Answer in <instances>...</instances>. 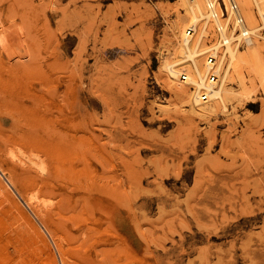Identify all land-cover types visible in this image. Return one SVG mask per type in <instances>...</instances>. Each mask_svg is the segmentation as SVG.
<instances>
[{
  "label": "rangeland",
  "instance_id": "374dc122",
  "mask_svg": "<svg viewBox=\"0 0 264 264\" xmlns=\"http://www.w3.org/2000/svg\"><path fill=\"white\" fill-rule=\"evenodd\" d=\"M181 3L0 0V180L44 234L19 240L0 192L8 264H63L22 192L47 193L59 219L62 204L70 264H264V88L184 120L164 83ZM69 75L87 140L76 159L62 149Z\"/></svg>",
  "mask_w": 264,
  "mask_h": 264
},
{
  "label": "bare ground",
  "instance_id": "6f19581e",
  "mask_svg": "<svg viewBox=\"0 0 264 264\" xmlns=\"http://www.w3.org/2000/svg\"><path fill=\"white\" fill-rule=\"evenodd\" d=\"M213 2L216 3V2H218V0H182V3H181L182 4V10H184L185 13L183 15H181L180 12H178L177 18L173 22L172 26L170 27V30L168 28L169 36H170L169 39L172 40L171 45L174 46L176 39L179 37L178 42H179L180 46L175 45L172 48L173 50H177V52H178L177 56L179 57V59L172 60V59L168 58L169 60H167L165 62L164 66L166 69V76L167 77H166L164 83L167 87L166 88L167 91L169 93H171L172 101L174 102V104L178 108V110H179V108L181 109L184 106H190L188 111L186 109L182 110V111H184V110L187 111V112H184L182 115H183L184 120H186L189 124H193V120H194V117L196 115L205 116L208 114H210V115L211 114L213 115L214 113L216 114V113L220 112L222 109L226 110L227 103L229 100L232 101V99H234V98L239 99L242 97L244 99V97L251 96L256 90H258L259 87L264 88V0H235V2L240 7V10H239L240 16L239 17H243V19L246 23L247 29L251 33L250 37L245 39V45L243 48L240 47V44H237V45L234 44L235 37L236 36L240 37L241 35H237L235 33L236 27H237V22H236V19L233 17L232 14L230 15V18H228V20H222L219 17V15L215 21L206 20V19H208L209 14L213 13V8L209 7V4H211ZM216 11L218 12V10H216ZM214 23L218 27L220 37L224 38V40L226 42V46H224V47L221 46V48H219V47L215 46L214 48H212L213 45L212 46L209 45V40H208L209 38L207 36L209 34H211L212 36L215 35ZM231 23L233 25V28L230 31V28L228 25ZM188 29L193 30L192 35H190V34L187 35ZM9 34L11 35V33L9 32L7 37H6L8 39V41H9V38H11V37H9ZM254 35H255V39H254ZM260 39H263V42H260ZM168 44H170V41ZM7 49H8V46H7ZM211 49L215 50V51H213L214 55H216V54L219 55L220 52L222 54L221 60H219L220 63H219L218 69H217L219 79L217 82H215L213 84V87L209 91L210 100L202 103V102H200V99H199L200 98L199 93H200V88L206 87L205 75H206L207 70L204 67V63H205L207 52L211 51ZM10 50H12L11 52L15 51L14 49H10ZM10 50H8V53H11ZM170 50L171 49H169V51ZM18 53H20V52H18ZM172 54H174V53L172 52ZM11 55H12V53H11ZM11 55H9L10 57H8V58H10L9 60H11ZM14 55H15V52H14ZM0 56H2V55H0ZM20 56H22V55L20 54ZM1 59H2V57H1ZM9 60L7 59V61H9ZM17 60H18V58H17ZM68 63H67V65H68ZM21 64H23V63H21ZM18 65H20V64H18ZM82 65H80V68ZM13 66L17 67V65H15V63ZM20 66H22V65H20ZM72 68H73L72 70H74V67H72ZM77 70H78V67H77ZM82 70H83V68H82ZM82 70L80 72H82ZM71 72H73V71H71ZM78 73H79V71H78ZM75 74L77 76V72ZM183 74L186 75V79H187L186 84L182 83L181 81H178L179 80L178 78H180L181 75H183ZM79 75H81V74H78V77H79ZM70 76L71 75H69L68 80H66L65 91H64L65 95L63 94V96H64L63 99L65 100V104L63 103L64 109H63V113H62L63 114V116H62L63 117V119H62L63 120L62 121L63 122V124H62L63 125L62 149H63V153H64L66 158L76 159V158H80V157L84 156L83 150L86 146L87 140L80 133L81 132V114H80V110L78 107V103L80 101H79V97H78V92H77L76 88H74L75 86L72 85L73 82H71L70 79H72V78H70ZM74 76H73L72 81L75 79ZM81 77L82 76H80V78ZM80 78H79V81L82 80ZM235 79H237V83H238V89L237 90L232 89L230 86ZM74 83H76V82H74ZM77 84L78 83H76V85ZM192 87H194L195 89L193 90ZM118 139H117V141H118ZM43 140L51 143L49 140H46V139H43ZM121 140H123L122 137H121ZM121 140H119V141H121ZM53 144H55V143H53ZM115 154H114V156H115ZM119 156H120V154H119ZM121 159H123V158H121ZM2 174H4V173L2 172ZM9 184L12 187H14V185H16V182H14L12 179L11 182L9 181ZM2 191L4 193V194H2L3 196L5 194H7L6 198L4 200H6L8 198L7 196H10L13 198V200H11V201L9 200L11 202L10 203L11 206H10V208H8L6 210V215L10 218H13L14 221L19 223L17 226H15L16 227L15 233L17 234V237H21L18 239L21 240L23 237V239H25L26 241L30 240L31 238H33L35 240L36 239L35 234L39 237L41 235H42V237H44V234L40 235V232H39L40 227H39V229L35 230V228H34L35 225L33 226L32 222L30 220V217L27 216L28 214L26 215L23 212L24 208L22 207V204L18 200H15L16 197H13L14 194L12 196L9 189L6 187L5 183L1 182V180H0V192L2 193ZM21 195L29 203L28 206L33 209V212L35 213L37 218H39L43 222V224L47 227V229L50 231V234L53 237L54 241L56 242L58 249L61 253V260H63L61 262H63V264H70L68 259L65 258L64 255L62 256V250H63L62 249V204L57 206L56 209H54V211H57V209H58L57 213L59 215H61V219H59L56 216H54L53 213H51V210L46 208L48 206V203L50 200V196L47 193L41 192V193L29 194L26 192H22ZM7 201H8V199H7ZM9 201H8V203H9ZM18 203H20L21 206ZM122 206H123V204H122ZM2 210H3V208H2ZM0 217H2V216H0ZM5 220H7V219H5ZM10 221H12V220H10ZM2 222H3V220L0 219V225H2ZM8 223H9V221H8ZM10 224H13V223H10ZM10 224H8V226ZM10 227H11V225H10ZM3 228H5V227H3ZM37 230H39L38 231L39 233H37ZM9 231L10 230L6 231V233ZM9 234H10V232H9ZM19 240H18V243H19ZM46 241L47 240H45V242ZM47 242H49V240ZM8 243H9V240H8ZM21 243H23V242H21ZM38 245H39V243H38ZM9 246H10V244H9ZM45 247L46 246H44L42 248L45 249ZM51 248H52V246H51ZM21 249H23L22 246H21ZM105 249H104V251H105ZM47 250H49L48 246H47ZM3 251L4 250H2L0 248V264H8L9 260H10L9 256L7 257L6 255H4ZM50 252H51V250H49V253ZM102 252L103 251H101L100 254H102ZM47 255H49V254H47ZM106 256H107V254H106ZM106 256H103V258ZM107 257H109V256H107ZM48 259H51V258H48ZM96 259H97V257H96ZM19 260H21V259H19ZM28 260H30V259H28ZM105 260L102 259L101 262H103V261L106 262ZM107 260H109V259H107ZM111 261L109 260V262H111ZM48 263L57 264L56 258H52L51 261ZM104 264H106V263H104ZM107 264H109V263H107Z\"/></svg>",
  "mask_w": 264,
  "mask_h": 264
},
{
  "label": "built area",
  "instance_id": "2783aa9c",
  "mask_svg": "<svg viewBox=\"0 0 264 264\" xmlns=\"http://www.w3.org/2000/svg\"><path fill=\"white\" fill-rule=\"evenodd\" d=\"M209 7L213 8V13L209 14L208 19L209 21H215L219 17L222 20H228V18H230V15L232 14L233 17L236 19L237 22V27H236V31L235 33L237 35H241L240 37L236 36L235 37V41L234 44H240V47L245 45V39L250 37L251 33L249 32V30L247 29L246 23L243 19V17H239V10L240 7L238 6V4L235 2V0H218V2H213L211 4H209ZM218 10V12L216 11ZM230 28V31L233 28L232 23L228 25ZM214 33L215 35L212 36L211 34H209L207 37L209 38V45H213L212 48L219 47L221 48L226 46V42L224 40V38H221L219 35V31H218V27L216 26V24L214 23ZM192 35L193 34V30L192 29H188L187 31V35ZM213 49H211V51L207 52L206 55V59H205V63H204V67L206 68L207 72L205 75V83H206V87H202L200 88V102H207L210 100V94L209 91L210 89L213 87V84L215 82L218 81L219 77H218V66L221 60V52L219 53V55H214L213 53ZM212 52V53H211ZM218 57V58H217ZM178 81H181L182 83L186 84V75L183 74L181 75L180 78H178ZM188 84V83H187ZM192 89L194 90L195 88L192 87Z\"/></svg>",
  "mask_w": 264,
  "mask_h": 264
}]
</instances>
